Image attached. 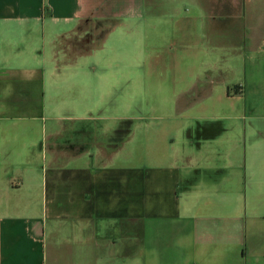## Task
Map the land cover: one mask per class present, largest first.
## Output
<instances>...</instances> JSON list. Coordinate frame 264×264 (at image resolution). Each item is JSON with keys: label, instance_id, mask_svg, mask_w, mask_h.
Here are the masks:
<instances>
[{"label": "crops", "instance_id": "1", "mask_svg": "<svg viewBox=\"0 0 264 264\" xmlns=\"http://www.w3.org/2000/svg\"><path fill=\"white\" fill-rule=\"evenodd\" d=\"M187 1L206 83L143 90L80 58L121 19L57 63L100 0H0V264H264V0Z\"/></svg>", "mask_w": 264, "mask_h": 264}, {"label": "rangeland", "instance_id": "2", "mask_svg": "<svg viewBox=\"0 0 264 264\" xmlns=\"http://www.w3.org/2000/svg\"><path fill=\"white\" fill-rule=\"evenodd\" d=\"M195 1L205 19L216 25L215 28L225 30L226 39L219 37L213 43L222 40L237 43L241 23L238 13L243 0ZM175 8L179 10L175 11ZM193 8L195 6L187 0H100L97 8L100 14L87 15L82 19V22L86 20L81 42L95 45L98 41H93L94 38L103 36L120 19L122 23L108 32L101 47L80 58L98 60L96 64L101 66V70H106V60L112 59L111 70L117 74L120 84L123 83L121 74L126 73L135 89L180 87L196 80L189 72L197 68V73H201L197 75L206 83L207 74L202 66L203 51L206 49V39L202 36L204 29L195 21L190 31L176 30L177 23L184 19L181 17L191 14ZM71 42L67 38L56 42L55 58L58 64L77 53V47Z\"/></svg>", "mask_w": 264, "mask_h": 264}, {"label": "trees", "instance_id": "3", "mask_svg": "<svg viewBox=\"0 0 264 264\" xmlns=\"http://www.w3.org/2000/svg\"><path fill=\"white\" fill-rule=\"evenodd\" d=\"M85 20L86 19H84V21L82 22V20H81V22L79 23V25L77 26V28H76V30L73 32V34L72 35H70L69 37H66L67 39H69V41L71 42V41H74L73 43L71 42V44H73L74 46H76L77 47V49H80V50H83L84 51V49L85 50H91L93 47H94V45H92L91 46V44H89V43H87V44H83L81 41H82V38H81V34H83L84 33V27H85V24H84V22H85ZM88 21V20H87ZM109 31V30H108ZM107 31V32H108ZM107 32H105L104 34H103V36H101L100 38H99V36L98 37H96V38H94V40L93 41H98L99 42V44H98V42L95 44V46L97 45V46H99L100 44H101V42L103 41V39H104V37H105V35L107 34ZM75 36L76 37H78L77 39H75ZM74 39V40H73ZM76 40V41H75ZM75 54V53H74Z\"/></svg>", "mask_w": 264, "mask_h": 264}]
</instances>
